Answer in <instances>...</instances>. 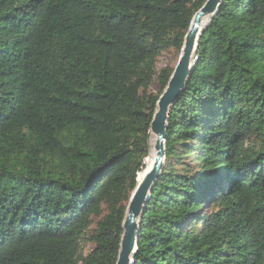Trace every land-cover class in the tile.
Segmentation results:
<instances>
[{
  "label": "trees",
  "instance_id": "16d2710c",
  "mask_svg": "<svg viewBox=\"0 0 264 264\" xmlns=\"http://www.w3.org/2000/svg\"><path fill=\"white\" fill-rule=\"evenodd\" d=\"M205 2L0 0V264L116 263L156 61ZM194 57L132 264H264V0H222Z\"/></svg>",
  "mask_w": 264,
  "mask_h": 264
},
{
  "label": "water",
  "instance_id": "95a60500",
  "mask_svg": "<svg viewBox=\"0 0 264 264\" xmlns=\"http://www.w3.org/2000/svg\"><path fill=\"white\" fill-rule=\"evenodd\" d=\"M222 0H206L193 16L185 35L178 62L167 82V85L156 102V110L150 123V138H155L153 146L154 162L140 182L137 181L126 207L122 222V235L115 264H132L139 235V224L150 194L158 181L165 160V142L167 140V121L172 107L191 75L196 57L197 40L202 32L201 23L217 14ZM150 152V151H149ZM139 175V174H138ZM138 177V176H137Z\"/></svg>",
  "mask_w": 264,
  "mask_h": 264
},
{
  "label": "rangeland",
  "instance_id": "374dc122",
  "mask_svg": "<svg viewBox=\"0 0 264 264\" xmlns=\"http://www.w3.org/2000/svg\"><path fill=\"white\" fill-rule=\"evenodd\" d=\"M180 55V54H179ZM178 58H179V56L176 58V56H174L173 55V53L172 52H163L159 57H158V59H157V61H156V70L158 71V70H160V69H162V68H165V67H175L176 66V64H177V62H178ZM149 90L151 91V92H157V90H158V85H157V81H156V79L152 82V84H151V86H150V88H149ZM150 153V152H149ZM149 156V155H148ZM148 158V157H147ZM146 158V159H147ZM146 159H145V161H146ZM197 162H194V164H193V168L195 169L196 168V164ZM145 169V164H144V168H143V170ZM142 170V171H143ZM141 171V172H142ZM203 211H204V213H207V211H208V207L207 206H205L204 208H203ZM90 246H87L86 248H85V250H84V255H86L87 253H88V251L90 250Z\"/></svg>",
  "mask_w": 264,
  "mask_h": 264
},
{
  "label": "bare ground",
  "instance_id": "6f19581e",
  "mask_svg": "<svg viewBox=\"0 0 264 264\" xmlns=\"http://www.w3.org/2000/svg\"><path fill=\"white\" fill-rule=\"evenodd\" d=\"M208 22V19H204L201 23V29L204 28V26L207 24ZM154 143H155V138L154 137H151L150 138V154H149V157L146 159V162H145V169L139 173L137 179H138V182H140L144 176V174L150 170V168L152 167L153 165V162H154V151H153V146H154Z\"/></svg>",
  "mask_w": 264,
  "mask_h": 264
}]
</instances>
